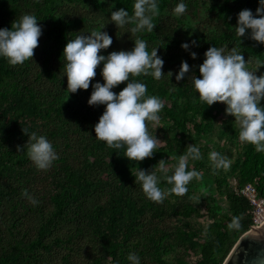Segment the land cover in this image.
Returning a JSON list of instances; mask_svg holds the SVG:
<instances>
[{
    "label": "trees",
    "instance_id": "1",
    "mask_svg": "<svg viewBox=\"0 0 264 264\" xmlns=\"http://www.w3.org/2000/svg\"><path fill=\"white\" fill-rule=\"evenodd\" d=\"M178 2L159 0L160 15L154 20L153 32L137 34L147 41L149 51L158 46L165 73L175 74L184 60L199 77L198 65L203 61L199 56L213 45L240 47L243 55L264 60V45L247 36L239 45L233 30L237 13L242 9L255 13L258 0H185L188 10L181 17L173 13ZM133 4L134 0H0V27L19 20L14 14L21 6L33 7L39 23L44 24L32 61L12 66L0 58V264H128L129 252L137 253L141 264H221L249 228L251 206L240 188L252 183L264 197V153L242 144L230 168L238 189L228 187L222 177L215 178L220 189L225 186L222 191L229 212L207 206L210 222L193 230L187 221L196 210L192 205L185 207L167 198L158 204L145 198L134 182L135 174L123 177L125 165L117 166L118 158V165L129 162L121 149L95 139L92 129L103 106L87 104L91 86L74 94L67 92L62 55L67 40L80 32L99 30L105 23L101 30L112 36L113 43L100 54L130 50L137 37L107 20L111 11L120 8L131 15ZM204 12L214 23L203 34L187 37L178 22ZM187 41H196L197 46L189 49L197 52L195 60L178 54V46ZM101 67L93 83H103ZM133 79L147 85V94L163 99L165 117L179 131L184 132L191 116L196 131L206 132L221 111L217 103L207 106L199 100L190 77L180 82L174 75L169 82L151 76ZM125 83L113 91L119 92ZM34 131L45 135L58 154L47 171L35 168L26 147L17 151L18 145L27 142L24 132ZM103 174L105 181L101 182L98 178ZM25 191L39 203H29L22 195ZM233 216L241 217V227L229 231L226 226ZM179 220L186 221L184 227ZM78 250L85 256L83 263L76 256ZM192 253L197 255L194 261L188 258Z\"/></svg>",
    "mask_w": 264,
    "mask_h": 264
},
{
    "label": "clouds",
    "instance_id": "2",
    "mask_svg": "<svg viewBox=\"0 0 264 264\" xmlns=\"http://www.w3.org/2000/svg\"><path fill=\"white\" fill-rule=\"evenodd\" d=\"M112 7L114 3L110 4ZM187 10L185 0H179L173 13L181 17ZM159 15V0H134L131 15L124 8L110 12L108 22L137 37L130 50L100 54L101 50L108 49L113 43L112 36L101 30L105 23L99 30L80 32L67 40L62 52L67 92L74 94L77 90H88L91 86L87 104L103 106V112L92 129L95 139L103 141L109 148L123 149V156L129 161L139 162L151 158L160 140L149 131L148 122L159 125L164 103L156 95L147 94V85L133 77L151 76L156 81L167 78L169 82V78L174 75L176 82L190 77L199 100L207 106L223 103L225 115L234 118L239 141L252 145L257 153H264V103H261L264 101V72L256 74L264 67V60L256 61L255 68L250 69L240 47L213 45L203 53V62L198 65L199 77L192 74V68L184 60L180 62L175 74L171 70L165 73L164 60L158 54V46L149 51L147 41L137 36L140 33H152L156 26L154 20ZM38 20L33 14H23L10 27H0V58L6 59L12 66L32 61L43 31ZM233 30L239 45L246 36L264 45V0H258L255 13L251 9L240 10ZM194 46H197L196 41L180 45L185 51ZM197 55V52L189 51L191 59H197ZM101 65L103 83H93L96 69ZM121 83H125V86L119 92L113 91ZM24 133L28 136L27 142L23 146L18 145L17 151H24L26 147L28 159L35 168L47 171L58 159L53 144L45 135L35 131ZM202 158L200 147L190 144L186 152L178 156L170 175L161 177L155 171L136 167L134 182L140 185L145 198L158 204L163 203L170 194L183 196L193 180L202 178L201 172L195 168L189 170V163ZM208 161L213 174L217 170H228L231 165V161L218 151L209 152ZM158 163L160 170L164 171L165 160L161 159ZM162 180L171 187L162 189ZM22 195L32 205L39 203L27 191ZM240 222V216H233L226 227L229 231L238 230ZM126 259L128 264H141V257L135 252H129ZM114 264L119 262L114 261Z\"/></svg>",
    "mask_w": 264,
    "mask_h": 264
},
{
    "label": "rangeland",
    "instance_id": "3",
    "mask_svg": "<svg viewBox=\"0 0 264 264\" xmlns=\"http://www.w3.org/2000/svg\"><path fill=\"white\" fill-rule=\"evenodd\" d=\"M202 3H209V0H201ZM84 9V7H82ZM23 14H33L35 11L33 7H24L21 6L15 12V16L18 19ZM208 13H203L202 15L197 16L196 18L186 17L178 23L182 24L183 33H187V37H193L194 35H201L210 28V25L214 23L212 16L208 17ZM39 23V21H38ZM216 23V22H215ZM42 26L44 24L40 22ZM178 54L181 55L184 59L192 61L189 56L188 51L183 50L178 46ZM245 59L249 62V68L254 69L256 66L257 58L253 56H245ZM204 59L203 55L199 56V60ZM203 62V61H202ZM259 75V70L256 73ZM162 101L163 99L160 98ZM261 103H264L262 101ZM218 107H221V111L218 113L215 120L212 122L210 129L206 132H197L194 128V121L190 116V119L186 122L184 132L179 131L173 126L170 120L165 117L164 111L160 113L161 120L159 125L149 122V131L153 132L160 142L157 144L155 153L151 158H145L143 161L134 162H120L121 159H117V166L120 167L122 164L125 165L126 171L122 172L123 177L129 175H134L136 167L140 169L148 168L152 171H160L163 176L165 174H171L172 166L177 163L178 156L183 154L187 150V146L190 144H195L200 147L202 153V159L199 161H190L189 170L195 168L197 171L201 172L202 178L200 180H193L188 185V191L183 196H177L175 194H170L166 198L171 202L179 204L183 203V206L192 205L196 210L187 221L191 223L193 230L203 229L211 218L208 216L207 206H212L219 213L229 212L228 201L225 197V193L222 190L225 189V186L222 185L221 189L217 186L215 178L222 177L226 180L228 187L233 190L238 189V183L235 179L234 173L231 172V165L228 170H217L216 174H213L210 162L208 161V153L211 151H218L221 154L225 155L230 161L231 164L237 156V152L241 150L242 143L238 139V128L234 122V118L231 116H226L224 113L225 105L223 103H217ZM217 123H220L218 125ZM123 149H121L120 153ZM88 158L92 159L91 156ZM165 160V170L161 171L159 168V161ZM162 177V176H161ZM101 182L105 181V174L100 175L98 178ZM160 187L162 189L170 188L171 185L167 184L162 180ZM176 222V220H173ZM178 223L185 226L186 221L179 220ZM196 242H201L202 237H194ZM198 248L196 249V251ZM76 256L78 260L83 263L84 254L82 251L78 250ZM197 257L196 253L188 254V258L192 261Z\"/></svg>",
    "mask_w": 264,
    "mask_h": 264
},
{
    "label": "water",
    "instance_id": "4",
    "mask_svg": "<svg viewBox=\"0 0 264 264\" xmlns=\"http://www.w3.org/2000/svg\"><path fill=\"white\" fill-rule=\"evenodd\" d=\"M221 264H264V221L243 232Z\"/></svg>",
    "mask_w": 264,
    "mask_h": 264
},
{
    "label": "built area",
    "instance_id": "5",
    "mask_svg": "<svg viewBox=\"0 0 264 264\" xmlns=\"http://www.w3.org/2000/svg\"><path fill=\"white\" fill-rule=\"evenodd\" d=\"M240 193L245 196L249 204L251 223L249 228H255L264 221V197L260 196L252 183H246L240 188Z\"/></svg>",
    "mask_w": 264,
    "mask_h": 264
}]
</instances>
